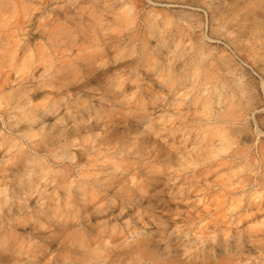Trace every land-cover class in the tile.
<instances>
[{
    "label": "rangeland",
    "instance_id": "374dc122",
    "mask_svg": "<svg viewBox=\"0 0 264 264\" xmlns=\"http://www.w3.org/2000/svg\"><path fill=\"white\" fill-rule=\"evenodd\" d=\"M14 1L0 6L15 53L0 68V264H144L146 236L167 249L237 233L260 239L229 264H264V0ZM95 15L109 22L87 43ZM65 62L78 74L60 80ZM79 227L90 238L72 246Z\"/></svg>",
    "mask_w": 264,
    "mask_h": 264
},
{
    "label": "bare ground",
    "instance_id": "6f19581e",
    "mask_svg": "<svg viewBox=\"0 0 264 264\" xmlns=\"http://www.w3.org/2000/svg\"><path fill=\"white\" fill-rule=\"evenodd\" d=\"M15 4H16V2L14 0L9 1V4L7 2H5V0H0V6H2V7L4 6L5 7L4 11L7 10V7L11 8V7L15 6ZM4 11H3V13H4ZM3 15H1V16H3ZM93 20L94 21H92V26H91L92 29H93V31H92L93 34L91 33L89 36L86 37L85 42H87V43L88 42H93L92 37L94 36V34H96L94 32L95 30L104 28L106 26V22L107 23L109 22V20H107V19H105V21L102 20V19L99 20L98 17H96V15L93 16ZM60 30H61V28H59V31ZM59 33L57 34V36L55 35L56 38L55 37L53 38V40H55L56 42L58 40ZM34 37H36V36H34ZM2 47L3 46L0 43V68L7 67L9 72L11 73V72H13L15 70V67H14L15 53H12L10 51L8 52V50L3 49ZM18 48H23V45H19ZM58 72H59L60 80L66 79L67 77H69V76H71L73 74L74 75L78 74V71H76V68L70 62L69 63L65 62V63L62 64V66H59V71ZM9 76H11V75L8 73L7 77H9ZM2 85H4L3 82H2ZM131 104H130V106H128L126 104L128 106L126 108H130L132 106L131 109H133L134 111L138 112V115H139L140 119H143V117L145 116V112L143 111V109L139 106V104L136 101H135V103H131ZM108 116H109V119L107 121L108 133L106 132V134L104 135V137L102 139L104 140L103 143L110 144L108 142L111 139L116 138V135H117V133H115V131L113 130L112 127H115V125L118 124V122H117L118 120L117 119L119 118V115L111 114V115H108ZM115 122H117V123L115 124ZM137 130H138V128H137ZM142 135H144V134H142ZM141 140L145 141L146 138L141 139ZM214 140H215V138L214 139L210 138L209 139V143L214 142ZM222 141H226V140L223 139ZM200 143H201V139L200 140L196 139V141L194 140V145H192V147H193L192 149L193 150H190V153H189V155L192 156L193 160H197V161L199 160L198 159L199 156L194 155V153L199 148ZM211 151L212 150L209 147L207 149V152H211ZM23 158L25 159V156H23ZM161 186H162V184H158V190H160ZM155 198H156V200L152 204L151 207L153 209H156L154 212L156 214L158 213L157 216H160V214H161L160 211H162L163 209L166 210V208L168 207L169 204H167L168 203L167 199L162 194H158ZM144 213H145L143 215L144 219L146 217L149 218V209H147ZM150 215H153V213L150 214ZM157 216H155V220H156ZM92 222H94V221H92ZM104 228H106V227H104ZM125 228H126V230H129L131 228L135 229V225H132L130 223V224H127L125 226ZM105 230H103V232H105ZM148 231H149V229H148ZM232 235H234V234H232ZM248 235H249L248 233H247V235L241 234V233H237L236 237L233 236L234 238H232V239L229 238V237H226L224 240L219 239L218 236H214L212 238L211 244H209L208 242H205L204 240H201L200 242H196V241H193V240H188L184 244H181L180 246L175 245V247H173V248L168 247L167 249H165V247L160 244V241L156 240V238L152 234V235H150L148 237L146 236V238L137 240L135 242V244H133V246L136 248V253L139 254V257L133 256L134 257V262L133 263H135V260H138V261L141 260V256H142L143 258H145V261H142L141 263H144V264H208L209 262L211 264H229L230 261L232 262V260H235V259L237 260V256H239V254L240 255L243 254V253L246 254L247 249L245 248V246H242L243 241H247V240L249 241V239H250L251 241L257 242L260 239V235L253 234V233H250V235H249L250 237ZM68 238H69L72 246L73 245L74 246H78V245L86 244L85 241L89 240L90 237H89V235L86 234L85 229L83 230V229H81V227H79L78 229L73 230L69 234ZM254 244H256V243H254ZM247 247H248V245H247ZM247 253H249V252H247Z\"/></svg>",
    "mask_w": 264,
    "mask_h": 264
}]
</instances>
